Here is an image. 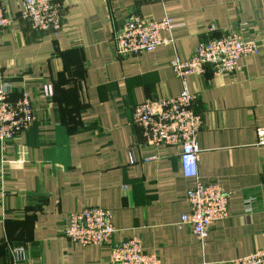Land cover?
Instances as JSON below:
<instances>
[{
    "label": "crops",
    "instance_id": "crops-1",
    "mask_svg": "<svg viewBox=\"0 0 264 264\" xmlns=\"http://www.w3.org/2000/svg\"><path fill=\"white\" fill-rule=\"evenodd\" d=\"M25 0H0L10 20L0 32V80L25 86L35 105L31 128L0 148V264L22 245L23 264H112L111 247L130 238L161 264H230L264 246V0H60L62 30L43 34L19 18ZM130 16L173 29L172 45L118 57L114 32ZM210 26L216 30L208 31ZM237 33L254 55L232 74L189 75L170 66L211 38ZM43 83L51 100L39 97ZM195 96L201 116L198 173L229 195L228 217L211 225L204 246L189 227L179 149L146 145L132 122L135 106ZM112 211L116 230L102 246L63 236L69 214Z\"/></svg>",
    "mask_w": 264,
    "mask_h": 264
},
{
    "label": "built area",
    "instance_id": "built-area-1",
    "mask_svg": "<svg viewBox=\"0 0 264 264\" xmlns=\"http://www.w3.org/2000/svg\"><path fill=\"white\" fill-rule=\"evenodd\" d=\"M60 0H25L19 18L31 28L43 34H57L62 30ZM10 20L0 5V32L8 27ZM173 24L165 16L159 21L130 16L114 32L113 49L118 57H132L156 50L163 45H172L170 34ZM216 28L210 26L208 31ZM258 50L255 41L246 42L237 33H230L200 43L187 60L176 57L170 63L174 75L182 82L189 75L206 74L208 68L215 76L232 74L238 70V61L254 55ZM53 86L43 83L39 97L53 98ZM195 96L187 90L173 98H159L135 106L133 124L140 131L146 145L169 146L179 149V163L185 178L194 181L187 191L189 205L187 215L181 217L179 225L189 227L196 240L204 246L212 224L228 217L229 195L218 184L203 183L198 173L200 150L197 134L202 126L201 116L193 108ZM35 120V105L25 86L17 87L11 81L0 80V148L5 150L16 136L27 131ZM260 145L264 144V129H258ZM112 211L91 207L67 216L63 236L80 246H102L109 242L116 230L112 223ZM10 264H23L26 251L22 245L9 246ZM112 264H161L156 254L143 250L137 238H130L111 247ZM230 264H264V246L255 253L232 260Z\"/></svg>",
    "mask_w": 264,
    "mask_h": 264
},
{
    "label": "trees",
    "instance_id": "trees-1",
    "mask_svg": "<svg viewBox=\"0 0 264 264\" xmlns=\"http://www.w3.org/2000/svg\"><path fill=\"white\" fill-rule=\"evenodd\" d=\"M53 93H54V90H53ZM53 96H54V94H53ZM30 128H31V127H30ZM30 128H29V129H30ZM29 129H28V130H29ZM28 130H27V131H28ZM25 132H26V131L21 132V133H19L17 136H20V135L24 134ZM17 136H16V137H17ZM15 140H16V138H15ZM15 140H14V141H15Z\"/></svg>",
    "mask_w": 264,
    "mask_h": 264
}]
</instances>
